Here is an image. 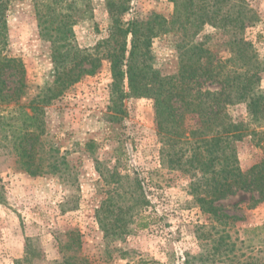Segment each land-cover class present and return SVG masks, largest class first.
I'll return each instance as SVG.
<instances>
[{"label": "rangeland", "instance_id": "1", "mask_svg": "<svg viewBox=\"0 0 264 264\" xmlns=\"http://www.w3.org/2000/svg\"><path fill=\"white\" fill-rule=\"evenodd\" d=\"M86 1L88 9L80 2L63 13L73 20L72 44L100 58V66L48 103L51 45L38 34L30 0H12L0 26V56L19 59L25 70L20 80L5 70L0 86L7 95L0 96V264H264V197L253 203L256 193L237 192L214 204L235 220H208L190 193V175L174 162L178 147L157 132L152 100L130 97L113 106L110 62L97 48L111 18L106 0ZM118 1L128 7L123 22L170 20L174 12L171 0ZM206 2L217 20L243 19V36L263 68L255 92L264 96V0H220L212 8ZM184 23L152 40L149 64L162 76L177 73L178 52L189 40L215 59L231 55L228 26L203 24L186 33ZM227 113L247 123L245 104L227 106ZM186 116L194 126V114ZM259 122L249 130H264ZM25 133L33 134L28 143L43 165L49 152L57 157L59 172L30 176L22 169L18 143ZM235 152L243 170L262 158L246 141Z\"/></svg>", "mask_w": 264, "mask_h": 264}, {"label": "trees", "instance_id": "2", "mask_svg": "<svg viewBox=\"0 0 264 264\" xmlns=\"http://www.w3.org/2000/svg\"><path fill=\"white\" fill-rule=\"evenodd\" d=\"M11 1L0 0V26ZM171 1L174 2V12L170 20L151 15L145 20L123 22L121 16L128 10L125 3L106 0L111 26L107 39L97 48L110 62L113 106L122 107L123 100L130 97L152 100L157 132L169 148L178 147L172 154L174 162L190 175V193L199 209L208 220L227 224L228 220L236 218L220 213L214 205L216 202L237 192L256 193L258 198L249 201L253 203L260 202L264 197V130H249L254 121H260L258 127L264 128V96L255 92L263 68L252 43L243 36L242 18L232 20L225 15V18L217 20L214 16L216 10L210 13L206 0L203 5L199 3L200 7L196 6L195 0ZM212 1L211 8L220 3V0ZM30 2L38 34L51 45L54 81L46 89L45 101L48 103L85 76L94 75L100 66V58L72 44L73 20L71 14L63 13L64 9L76 11L80 2L83 8L88 9L86 0ZM192 16L194 20H191ZM181 18L185 19L183 29L186 33L193 28L199 30L203 24L228 26L230 57L224 61L215 59L201 44L193 45L189 40L180 49L183 51L178 52L177 73L162 76L149 64L151 43L153 39L170 32ZM196 34V31L192 32L188 38L193 39ZM5 70L14 72L18 80L25 71L19 59L0 56V86L3 88ZM200 80L218 84L220 88L202 90ZM2 90L0 87V96L4 99L7 95L2 94ZM238 104H245L247 123L236 122L227 113V106ZM187 113L194 114L197 120L194 126L187 124ZM33 137V134L25 133L19 139L22 169L30 176L59 172L60 165L55 161L57 157L50 152L46 156L48 164H42L38 158L39 149L28 143ZM244 141L262 151L261 160L247 170L237 164L235 154L236 143ZM25 262L18 260L16 264ZM67 263L64 260L57 264Z\"/></svg>", "mask_w": 264, "mask_h": 264}]
</instances>
